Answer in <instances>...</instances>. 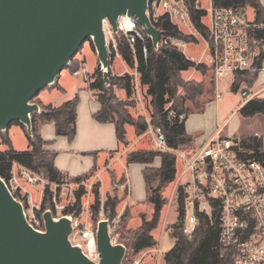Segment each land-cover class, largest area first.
Listing matches in <instances>:
<instances>
[{
    "label": "trees",
    "instance_id": "16d2710c",
    "mask_svg": "<svg viewBox=\"0 0 264 264\" xmlns=\"http://www.w3.org/2000/svg\"><path fill=\"white\" fill-rule=\"evenodd\" d=\"M196 0H187L190 20L195 29L206 37L205 26L202 17L206 10L195 7ZM213 8H235L245 14V8L254 10V19L264 21V6L260 0H211ZM162 30L164 36L181 38L186 42L196 41L193 36H186L175 28L166 17H161L155 24ZM90 41V39H88ZM118 51L125 65L136 72V77L128 72L122 75L108 77V85L105 84L102 73L95 69L91 74L88 88L99 104V109L92 114V118L101 123H112L115 128V135L122 147L129 146L130 140L127 137L126 126H131L135 137L141 136L148 127L143 117L133 115L128 108L133 107L130 99L136 94V82L143 97L147 98L146 104L150 110V124L160 127L166 144L174 150L193 151L197 144L193 136L187 134L184 121L192 112H202L205 104L212 100L213 85L206 86L203 80L191 78L185 80L184 72L194 69L200 74L202 69H207L203 63H196L187 58L183 52L175 47L159 43L154 49L148 35L144 34L143 39L135 38L130 45L123 35L117 37ZM90 46L94 50L90 41ZM145 49V51H144ZM76 64V58L71 59L70 68ZM258 77L257 72L237 73L234 75L230 89L236 91L243 83L248 87L252 86ZM136 79V80H135ZM56 82V80H55ZM54 82V83H55ZM123 91L125 99L118 98L113 88ZM178 89L181 93L177 95ZM205 96L203 105L198 106L196 97ZM186 101L195 102L191 107H185ZM41 111L31 114V134L28 135V147L25 150H16L11 146V141L6 134L0 135V178L8 180L11 175L13 163L20 164L34 173L44 177L48 183L58 185L64 182L77 183L79 186L73 191V202L67 205L63 215L73 213L78 215L81 211V199L86 193L83 182L89 179L94 171L92 170L75 177L69 178L67 174L59 171L54 165L56 152L47 150L45 145L49 144L41 138L39 126L44 123L54 124L55 134L65 136L72 140L76 133V106L78 97L75 94L71 99L62 102L58 106L40 105ZM170 103V106H166ZM241 115L252 117L256 114L264 116V98L252 97L246 100L238 109ZM171 112L173 115H171ZM182 116V118H180ZM18 123L23 129L25 126ZM7 132V130H5ZM240 145L244 149L243 154L247 158L255 159L264 164V147L255 134L239 137ZM160 159L158 167L151 166L156 158ZM177 155L174 151H159L156 148H135L126 152L125 164L139 163L146 167L142 170V177L146 197L143 203L151 205V214L147 219L143 213L139 214L140 225L130 230L129 250L132 255H137L144 250L155 247L156 241L152 231L157 227L161 211L166 203V198L161 191L168 183L173 182L176 177ZM51 190L49 184L43 189V196L40 208L36 212L41 213L46 209V203H51ZM91 201L89 212L95 216L100 207L107 217H114L121 201L119 192L113 188L105 194L101 203L100 182L95 181L91 185ZM177 222L167 226L166 230L173 239L172 247L162 254V264H226L228 255L222 254L218 244V212L213 211L210 215L205 212H197V225L190 236L182 233L179 222L184 219L185 214V193L181 186L175 191ZM131 206H126L120 215L121 227L129 220Z\"/></svg>",
    "mask_w": 264,
    "mask_h": 264
},
{
    "label": "built area",
    "instance_id": "2783aa9c",
    "mask_svg": "<svg viewBox=\"0 0 264 264\" xmlns=\"http://www.w3.org/2000/svg\"><path fill=\"white\" fill-rule=\"evenodd\" d=\"M195 7L201 8L197 0ZM205 10L206 15L202 18H207V22L202 23L205 26L206 37H203L192 24L187 0H147L145 13L150 23L158 29L160 28L155 24L161 17H166L179 33L193 36L195 39L200 37L203 40L207 53L205 55L209 59L207 65L216 86L219 79L227 76L233 79L237 73L264 72V21H256L254 18L249 20L241 10L231 7L213 8L209 4ZM124 16L126 15L117 18L116 31L106 18L101 19L109 62L121 57L117 43L120 34L130 45L136 37L143 39L145 34L137 25L136 16H126L130 20L128 25L121 23ZM184 28L190 29L191 32L184 34ZM160 42L181 52L189 43L181 38L163 34ZM70 64L71 60L67 66ZM72 74L81 75L87 83L90 81L91 73L84 62L80 67L72 69ZM132 74L137 76L134 71ZM241 95L246 99L248 93L241 91ZM221 96V92L216 91L215 99ZM169 106L170 103L166 108ZM147 124L155 148L163 152L174 151L183 162L181 175L185 176V181L177 185L181 186L185 193L184 219L179 222L182 233L186 236L192 234L197 225L198 211L208 215L216 211L219 220L218 244L221 253L229 257L226 264H264V164L244 156L239 138L220 137L216 132L207 141L197 145L193 151L174 150L167 146L160 127H154L150 122ZM256 137L264 147V135ZM2 180L13 198L22 205L24 216L30 226L44 232V227L37 226L39 220L35 215L40 208L43 189L47 184L54 188L61 184L48 183L44 177L17 163H13L9 179ZM50 190L52 192L50 208L62 212L68 204L65 206L57 204L55 190L51 187ZM86 205L87 208L81 206L80 213L84 210L89 212L88 202ZM188 208H191L189 213ZM100 210L103 212L102 207ZM78 215L73 213L64 215L71 223L68 241L72 246H78L86 258L97 263L100 258L95 232L89 230L87 226L81 228L84 223L79 221ZM61 216L63 215L59 217ZM59 217L53 218L58 220ZM107 229L110 243L113 245L121 243L117 240V233H112L108 224ZM92 245L96 250L94 253L90 251ZM157 251L161 254L159 249ZM140 260H134L132 264H140Z\"/></svg>",
    "mask_w": 264,
    "mask_h": 264
},
{
    "label": "water",
    "instance_id": "95a60500",
    "mask_svg": "<svg viewBox=\"0 0 264 264\" xmlns=\"http://www.w3.org/2000/svg\"><path fill=\"white\" fill-rule=\"evenodd\" d=\"M146 4L147 0H0V132L20 122L31 134V114L39 112L34 97L55 82L87 39L108 85L101 19L116 31L119 16H136L157 49L162 31L150 23ZM42 219L44 232L32 228L0 178V264H121L126 246L110 243L107 219L96 227L97 263L68 241V217L54 220L46 209Z\"/></svg>",
    "mask_w": 264,
    "mask_h": 264
},
{
    "label": "rangeland",
    "instance_id": "374dc122",
    "mask_svg": "<svg viewBox=\"0 0 264 264\" xmlns=\"http://www.w3.org/2000/svg\"><path fill=\"white\" fill-rule=\"evenodd\" d=\"M261 4L264 6V0H260ZM210 0H197V4L199 7L207 8L209 6ZM245 16L247 19L252 20L254 17V10L250 7L245 8ZM203 22H207V18H202ZM185 33L188 34L191 32L190 29L184 28L183 30ZM121 35V34H120ZM185 53L188 57H193L194 59H200L202 58L203 64L208 66L209 59L207 57V54L205 52V44L203 40L198 37L196 41H191L188 43L186 48L184 49ZM75 58H78L79 63L74 66V68L80 67V64L82 62L85 63L87 69L89 72H93L95 69L100 70V63L96 57L95 49L93 50L90 46V41L87 39L83 42L79 50L74 56ZM110 67L107 68L108 77L116 76L117 74H121L120 71L123 69V65L120 63L119 58L112 60V62H109ZM72 68V69H74ZM72 69H70L68 66L64 67L60 71V78L58 79V85L57 87H53V85H48L42 90L38 92V94L34 97V101L36 98H40L39 104L42 105H52L57 106L60 103L67 101L71 99L75 94L78 97V103L80 100L87 96L88 100H90L93 104L94 101L90 99V89H88L85 85V82L81 75L75 76L72 74ZM202 74H194L197 79L203 80L206 86H210V82L213 85V93L211 94L212 100L207 102L205 104L204 110L202 112H192L188 114L184 121V127L185 130L187 128V132L190 134H193L194 143L197 145H200L207 141L209 137H211L214 133L218 132L220 137L229 138V139H235L239 138L241 136L251 135V134H257V135H264V116L261 114H256L252 117H245L241 115V113L238 111L240 106L245 102V98L241 95L242 89L247 90L248 94H250L253 91L258 90V92H262L264 94V72H260L258 74V79L254 83L253 87H248L247 85L241 86L236 90L232 91L230 89V81L231 78L229 76L221 78L217 82V86L215 83V80L209 70V67L207 69H202ZM129 73L132 74L133 71L129 70ZM189 74V73H187ZM186 74V75H187ZM198 75V76H197ZM66 82V85L64 86V95L60 93V88L63 87L62 82ZM216 91H220L222 96L219 99H215ZM114 94L120 98L125 99L124 95H120L118 90L114 87L113 88ZM181 93V89H178L177 95ZM93 94V91H92ZM94 96V95H93ZM93 98V97H92ZM205 96H198L196 97L197 105L201 106L203 105L205 101ZM147 98L143 97V94L141 90L138 87V84L136 83V94L133 99H130L129 102H132L133 107H129L128 110L135 116L140 114L143 119L146 122H150V110L147 106L146 102ZM217 100V101H216ZM37 101V100H36ZM98 103V102H97ZM195 102L186 101L184 103L185 107H191L192 110H194L193 106ZM41 111L39 106V112ZM149 129V128H148ZM127 131V137L130 140L134 139V132L133 129L130 126H126ZM3 134V131L0 132V135ZM6 135L11 141V146L16 150H25L28 147V135L26 132V129H23L18 123L14 122L9 125L7 128ZM55 136L56 135L54 133ZM63 137V136H62ZM65 138V137H63ZM139 138V141L137 142L136 139ZM49 142V140H48ZM136 144V148L143 147V148H153L155 149L154 140L152 137V134L147 131H145L141 136L136 137L134 142L130 141L129 145L133 146V144ZM54 142L52 141V144ZM71 143V140L69 141L67 138H65V144L62 147V144L59 145V149L53 151L56 152V155H60L65 147H67ZM51 142H49V145ZM129 146V147H130ZM128 147V148H129ZM0 148H4V146H0ZM80 155V154H79ZM183 168V162L181 159L177 156L176 160V177L173 182L168 183L161 191V194L163 197L166 198V203L162 208L160 219L158 222L157 227L152 231V236L154 240L156 241L155 247L152 249L144 250L143 252L132 255L129 250V238H130V230L129 227H136L140 223L139 214L143 213L145 215V218H149L151 214V207L148 203L140 202L144 197V186L142 182L141 175L138 174L133 176L131 175V190L132 194L129 196V200L131 201L129 204H135V207L130 208L129 213V220L125 223V226L121 227V218L119 214V211L117 210L116 217L111 218L107 217L101 210L98 212L95 216H92L90 212L83 211L81 212L77 218H79L80 222H83L84 225L81 226L83 228L84 226H87L89 230H93L96 232L97 223L100 220L107 219L108 225L110 226V229L112 233H117V240L121 243H123L126 246V252L125 256L121 262V264H132L134 260H140V264H162V254L167 252L173 245V239L170 237L168 230H166L167 226L174 224L177 222V208H176V195H175V189L178 185V183H183L185 181V176L181 175ZM41 176V175H40ZM108 179V174L104 173L102 176V183L106 184V181ZM124 178L123 176H115L113 178L114 184L120 185L123 183ZM94 182V179L90 181V179H87L83 182L84 189L86 193L81 199V206L87 208V201L88 204L91 201V185ZM51 188L55 190L56 194V201L57 204L60 205H66L71 204L74 200L73 198V191L78 188V185L71 182H64L59 187H53L50 185ZM33 194L35 192L30 188ZM128 185L126 184L124 187V191L127 193ZM100 190H103L100 188ZM101 200H103V197H100ZM121 201L118 205V208H121ZM52 208L51 203H46V209H49L53 217H59L60 215H63V212H57ZM66 207V206H65ZM45 209V210H46ZM44 210V211H45ZM38 213L36 212V217L38 218V227L42 228L43 225V219L42 214L43 212ZM132 212V215H131ZM187 212H191V208L187 209ZM129 221V225H128ZM161 252V254L157 251ZM160 259V260H159Z\"/></svg>",
    "mask_w": 264,
    "mask_h": 264
},
{
    "label": "crops",
    "instance_id": "0c3cea01",
    "mask_svg": "<svg viewBox=\"0 0 264 264\" xmlns=\"http://www.w3.org/2000/svg\"><path fill=\"white\" fill-rule=\"evenodd\" d=\"M209 4H211V0H210ZM207 8H203V9H207ZM187 45H188V43H187ZM182 51L186 55L185 50H182ZM188 58L195 61V62L202 61V58H200V59H194L193 57H188ZM119 60H120V63L123 65V69H122V71H120L121 74H117V76L122 75L125 72L129 73L130 69L125 65V63L123 62L121 57L119 58ZM78 63H79V60H78V58H76V64L75 65H77ZM90 73L92 74L93 72H90ZM187 73H189V74H187ZM183 74H184L185 80H188L191 78L197 79V77L194 74L200 75V73L194 69H190V70L184 72ZM59 75H60V72L58 73V75L55 79L56 82L52 84L53 87H57L58 79L60 78ZM257 79H258V77H257ZM231 81H232V79H231ZM231 81H230V84H231ZM62 83H63V87L60 88L59 90H60V93L64 95L63 91L65 88L64 86L66 85V82L63 81ZM254 83H253V85H254ZM85 84H86L85 86L88 88L87 83H85ZM253 85L250 87L252 88ZM241 86H245V84L242 83ZM242 91H247V90L242 89ZM90 92H91L90 93V99L94 101V104L90 100H88L87 96H84L80 100L78 106H76V133H75V136L71 140V143H69V145L63 149L62 153L60 155L55 156L54 165L59 171L67 174V176L69 178L75 177L78 175H82V174L92 170V168L95 167V171H94L93 175L89 178L90 181L92 179H94V182L95 181L100 182V188L103 189V190H100V197L102 196L103 200L105 198V194L108 192H111L113 190V188L119 192L120 197H121V201H123V202L120 205L121 208H117V210L119 211V214H121L126 206H131V207L134 206L135 207V204L138 205L137 203L129 204L131 202L129 200V198H130L129 196L132 194L131 193L132 192V190H131V184H132L131 183V175L133 177L137 174L139 176V174H140L141 178H142L143 186H144V181H143V177H142V170L144 167H146V165L139 164V163H130L128 165L125 164L126 152L131 150V149L136 148L135 146H136L137 142L139 141V138L136 139L137 142L135 144H133V146L129 145L130 147L129 146L122 147L116 139L115 128H114V125L112 123H109V122L101 123V122H97L96 120H94L92 118V114L94 112H96L100 106L97 103L95 97L93 96L92 91H90ZM118 92L120 93V95H122V96L124 95L123 91L118 90ZM262 92L263 91L258 92V90L251 92L250 94H248L245 101L252 98V97L264 98V94H262ZM124 97H125V95H124ZM39 99L40 98H38V99L36 98L37 101ZM39 102H40V100H39ZM186 132H187V128H186ZM54 133H55L54 124L52 122L44 123V124H41L39 126V134H40L41 138L45 141L49 140V142H51L50 145L47 144L44 146V148L47 150H52V151H53V149L58 150L60 144H62L61 148H63V146L65 144V138L66 137L63 136V137H65V138H63L62 136H55ZM3 134H6V132L3 131ZM187 134H189L191 136L193 135V134H190L188 132H187ZM255 135H257V134H255ZM135 138L136 137L134 135V139L133 140L129 139V140L132 141V143H133ZM52 141L54 142L53 144H52ZM159 163H160V159L157 157L151 166L158 167ZM104 173L108 174V179L106 181L105 186L102 183V176ZM114 175L118 176V177L123 176V178H124L123 183L116 186L113 182ZM71 183H73V182H71ZM126 184L128 185L127 193H126V191L123 190ZM144 192H145V187H144ZM145 197H146V192L144 194L143 199L140 202H143L145 200ZM100 200H101V198H100ZM89 204H88V206H89ZM150 207H151V205H150ZM131 215H132V212H131ZM128 225H129V221H128ZM139 225H140V223H139ZM138 226H136V227H138ZM136 227H129L128 226V229H134Z\"/></svg>",
    "mask_w": 264,
    "mask_h": 264
},
{
    "label": "bare ground",
    "instance_id": "6f19581e",
    "mask_svg": "<svg viewBox=\"0 0 264 264\" xmlns=\"http://www.w3.org/2000/svg\"><path fill=\"white\" fill-rule=\"evenodd\" d=\"M121 23H123V24H125V25H128L129 23H130V20L128 19V17H126V16H124V17H122V19H121ZM77 185V184H76ZM90 251L91 252H93L94 253V251H96V250H94V246L92 245L91 247H90ZM87 255V254H86ZM88 257H90L89 255H87ZM91 258V257H90ZM93 260H95V259H93Z\"/></svg>",
    "mask_w": 264,
    "mask_h": 264
}]
</instances>
